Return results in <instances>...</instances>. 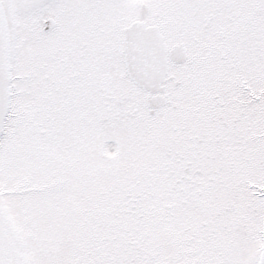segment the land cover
I'll return each mask as SVG.
<instances>
[{
  "label": "snow or ice",
  "instance_id": "obj_1",
  "mask_svg": "<svg viewBox=\"0 0 264 264\" xmlns=\"http://www.w3.org/2000/svg\"><path fill=\"white\" fill-rule=\"evenodd\" d=\"M0 264H264V0H0Z\"/></svg>",
  "mask_w": 264,
  "mask_h": 264
}]
</instances>
